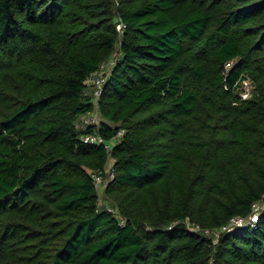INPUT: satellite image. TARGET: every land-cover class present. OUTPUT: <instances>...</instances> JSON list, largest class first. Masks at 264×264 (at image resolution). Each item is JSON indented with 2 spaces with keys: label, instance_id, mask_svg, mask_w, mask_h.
I'll use <instances>...</instances> for the list:
<instances>
[{
  "label": "trees",
  "instance_id": "obj_1",
  "mask_svg": "<svg viewBox=\"0 0 264 264\" xmlns=\"http://www.w3.org/2000/svg\"><path fill=\"white\" fill-rule=\"evenodd\" d=\"M0 264H264V0H0Z\"/></svg>",
  "mask_w": 264,
  "mask_h": 264
},
{
  "label": "built area",
  "instance_id": "obj_2",
  "mask_svg": "<svg viewBox=\"0 0 264 264\" xmlns=\"http://www.w3.org/2000/svg\"><path fill=\"white\" fill-rule=\"evenodd\" d=\"M116 28L120 34H122L123 29H124V23L119 20L118 23L116 24ZM106 64H102L96 72L90 74L87 79L85 80V84L87 86V90L90 87L92 89L91 95L93 97V101L96 103V100L100 97V94L103 90L104 83L106 82L107 78V71L105 70ZM247 79L242 80V83H244ZM86 93V92H84ZM249 95V92L242 93L243 99H246ZM97 118L93 114L86 115L81 118L80 122L76 124V129H86L90 125H95L97 123ZM124 134V130L120 129L118 130L115 135H113L111 138L107 139L103 135L99 133V130H93L91 132L84 133L81 136V139L84 143L87 144H94V145H103L105 150L110 154L112 149L118 144L120 141L121 137ZM110 163H114V157L112 155H109L108 162L106 165V175L108 177V181H105V186L107 185L108 182H110L114 178V172L112 167L110 166ZM94 180H95V186L97 191L100 189L101 184L104 182L103 176H98L96 174L93 175ZM99 201V200H98ZM100 205V203L98 202ZM262 206L260 203L255 202L252 205V213L248 218H243V217H233L228 224L224 225L221 229V231L233 229L236 227H241L245 225L252 224L257 221L258 216H259V211L261 210ZM110 213H112L114 216H116L118 223L120 225H123L124 220L120 217L118 210L116 208H106ZM220 231H217L213 234L218 235ZM206 234H209V231H205Z\"/></svg>",
  "mask_w": 264,
  "mask_h": 264
},
{
  "label": "rangeland",
  "instance_id": "obj_3",
  "mask_svg": "<svg viewBox=\"0 0 264 264\" xmlns=\"http://www.w3.org/2000/svg\"><path fill=\"white\" fill-rule=\"evenodd\" d=\"M113 58V57H112ZM112 62L108 63L105 70H108V68L111 66ZM241 97H242V93H246V92H249V95H248V98L249 97H252V90H253V86L251 85V81L248 79L246 80L244 83H241ZM89 90V89H88ZM243 99V97H242ZM99 108L97 105H95V108L93 111H91V113L97 118L98 122L100 121L101 119V116L99 114ZM109 167H112L113 168V164L110 163V166ZM103 178H104V182L101 184V187L100 189L98 190V200H99V203H100V206L101 207H105V208H115L114 204H112V200H110L109 198L106 197V194H105V181H108V177L107 175H103ZM237 228V227H236Z\"/></svg>",
  "mask_w": 264,
  "mask_h": 264
}]
</instances>
